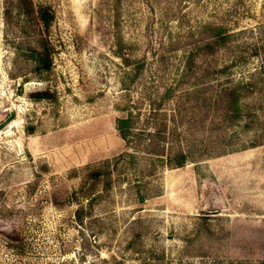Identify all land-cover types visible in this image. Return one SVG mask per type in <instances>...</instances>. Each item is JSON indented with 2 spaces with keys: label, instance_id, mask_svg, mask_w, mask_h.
<instances>
[{
  "label": "rangeland",
  "instance_id": "1",
  "mask_svg": "<svg viewBox=\"0 0 264 264\" xmlns=\"http://www.w3.org/2000/svg\"><path fill=\"white\" fill-rule=\"evenodd\" d=\"M30 1L53 12L41 76L34 18L0 0V120L13 114L0 127V264H264V0ZM217 30L226 45L199 53ZM43 86L54 99L26 96ZM225 87L230 113L214 102ZM165 89V147L192 155L175 168L115 128L126 102L146 114ZM99 166L110 174L93 182Z\"/></svg>",
  "mask_w": 264,
  "mask_h": 264
},
{
  "label": "trees",
  "instance_id": "2",
  "mask_svg": "<svg viewBox=\"0 0 264 264\" xmlns=\"http://www.w3.org/2000/svg\"><path fill=\"white\" fill-rule=\"evenodd\" d=\"M117 0H115L116 2ZM14 6L18 12L23 15L31 14L37 25L38 34L34 45L29 49L28 57L31 61V71L37 76H41L50 70L51 67V47L46 39V32L49 28L51 21L53 20V12L50 6L46 4L37 3L33 5L30 0H14ZM116 16V6H115ZM230 37L229 33L221 30H217L212 33L211 38L205 40L197 46V50L201 54H212L224 47ZM123 45L117 34V27L115 24V55L120 57L124 64L127 63V59L123 56ZM138 66L133 67L127 73L125 72V79L121 81L122 88L127 90L128 84L133 80L134 76L138 72ZM39 78V77H38ZM126 81V83H125ZM170 89L165 91L156 99H148L146 114H141L138 107L135 106L133 101H128L123 107L122 114L116 118L115 128L124 146L131 147L133 149L140 150L148 160H154L159 162L162 167L175 168L181 167L186 161L192 159V155L188 149H177L172 151L166 146V134L165 124L162 119H158V112H160V106L162 102L171 95ZM26 96L31 100H52L55 98V94L50 90L48 86L38 87L30 90ZM156 103H155V101ZM215 104H222L224 113L232 112L237 102L236 90L233 88H222L219 90L214 98ZM143 116L141 121H138L139 117ZM152 121V122H150ZM149 128L146 132L145 130ZM26 133H32V127L29 126L25 129ZM130 158L133 153H125ZM137 158V157H136ZM103 163L102 165H104ZM147 165L153 168V164L147 162ZM104 167V166H103ZM102 166L96 167L88 172L87 177L92 179L93 182L99 181L102 176L110 174L109 170L101 169ZM144 199V195L139 194L137 196V203H141ZM4 240L8 244H14L16 242V236L5 234Z\"/></svg>",
  "mask_w": 264,
  "mask_h": 264
},
{
  "label": "water",
  "instance_id": "3",
  "mask_svg": "<svg viewBox=\"0 0 264 264\" xmlns=\"http://www.w3.org/2000/svg\"><path fill=\"white\" fill-rule=\"evenodd\" d=\"M12 116H13L12 112L9 111L8 115L5 118L0 120V127H2L3 125L7 124V122L12 118Z\"/></svg>",
  "mask_w": 264,
  "mask_h": 264
}]
</instances>
